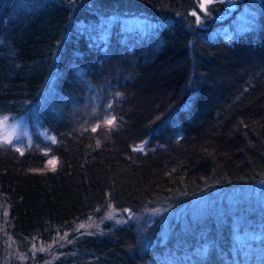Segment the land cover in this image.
Here are the masks:
<instances>
[{
  "label": "trees",
  "instance_id": "trees-1",
  "mask_svg": "<svg viewBox=\"0 0 264 264\" xmlns=\"http://www.w3.org/2000/svg\"><path fill=\"white\" fill-rule=\"evenodd\" d=\"M198 2L0 0V117L33 130L23 149L0 144V256L102 216L108 201L137 213L264 184V0L230 39L195 22ZM213 232L201 264H228L229 240ZM74 242L35 264H147L163 252L142 249L132 221Z\"/></svg>",
  "mask_w": 264,
  "mask_h": 264
},
{
  "label": "rangeland",
  "instance_id": "rangeland-1",
  "mask_svg": "<svg viewBox=\"0 0 264 264\" xmlns=\"http://www.w3.org/2000/svg\"><path fill=\"white\" fill-rule=\"evenodd\" d=\"M240 1L223 0L216 14L206 19L200 11L199 25L211 34L224 33L229 38L231 26L249 23L259 9V0H245L238 7ZM129 20L141 24L137 16ZM8 124L17 125L19 140L13 143L23 149L32 139V128L21 119L9 120ZM221 189L205 190L179 207L160 205L137 213L116 209L108 201L102 216L90 215L47 241L30 238L26 250L16 254L10 250L0 256V264H35L39 254L44 256L42 262L51 263L78 250L74 242L76 234L102 232L105 223L114 227L130 221L135 224L142 249L162 245L163 252H157L147 264H201L216 245L213 231L218 234L217 242L229 240L230 255L224 257L228 264H264V184L241 190Z\"/></svg>",
  "mask_w": 264,
  "mask_h": 264
},
{
  "label": "snow or ice",
  "instance_id": "snow-or-ice-1",
  "mask_svg": "<svg viewBox=\"0 0 264 264\" xmlns=\"http://www.w3.org/2000/svg\"><path fill=\"white\" fill-rule=\"evenodd\" d=\"M216 2L217 0H199L198 7L205 19L211 15V12L209 11V7L214 5ZM219 2L223 3V0H219ZM212 10L214 11L215 9L213 8ZM191 15L196 17L195 22L197 24L202 23L201 15H198L196 11H192ZM122 95L123 94L120 92L115 93V96L118 98L121 97ZM113 104L114 102H109L101 106L103 112L108 113V116L107 118L103 120V123L109 127V130H113L114 126L117 125V115L112 114ZM9 119H10L9 115H3L2 117H0V144H7V145L15 146L13 143L14 140H19V136L17 135V132H16L17 125L16 124L9 125L8 124ZM120 119L122 120V117H120ZM99 127H100V124L98 123L96 124V126L91 128V131L95 133ZM85 130L87 131V129ZM48 139L51 141V144L57 143V139L55 136H49ZM97 147H99V141H97ZM137 150L142 151L143 148L141 147L140 149H137ZM16 151H20V149L17 148ZM45 156H47V153H45ZM47 164L50 166L51 171L53 172L56 171V165H57L56 158L53 157L51 159H48ZM84 227H85L84 225H80V228H84ZM87 234L90 235L92 233H87ZM68 242L71 243V241H68ZM41 251H43V249H41Z\"/></svg>",
  "mask_w": 264,
  "mask_h": 264
}]
</instances>
